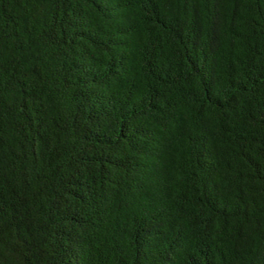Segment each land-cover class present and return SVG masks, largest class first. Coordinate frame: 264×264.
I'll return each instance as SVG.
<instances>
[{
    "label": "trees",
    "instance_id": "16d2710c",
    "mask_svg": "<svg viewBox=\"0 0 264 264\" xmlns=\"http://www.w3.org/2000/svg\"><path fill=\"white\" fill-rule=\"evenodd\" d=\"M0 264H264V0H0Z\"/></svg>",
    "mask_w": 264,
    "mask_h": 264
}]
</instances>
